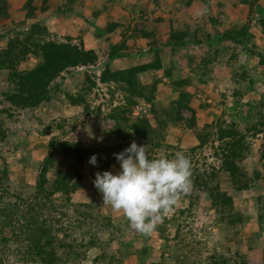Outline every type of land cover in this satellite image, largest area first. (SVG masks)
Returning a JSON list of instances; mask_svg holds the SVG:
<instances>
[{
    "label": "trees",
    "instance_id": "16d2710c",
    "mask_svg": "<svg viewBox=\"0 0 264 264\" xmlns=\"http://www.w3.org/2000/svg\"><path fill=\"white\" fill-rule=\"evenodd\" d=\"M32 1L24 0L21 7L24 18L31 22L27 24L24 21H12L14 30L0 34V81L2 82L0 84V86L2 85L0 91V142L8 136L7 128L4 127L6 119H11L14 114L20 112L45 107L49 101L57 98L58 92L61 93L57 84L54 83L55 80L62 79L63 74L69 75L75 69L84 68L83 81L88 90H91L96 83L104 86L113 84L123 92V99L126 102L125 106L114 108L107 114L112 126L106 132L116 140L115 144L106 143L100 150V153L105 155V160L101 161L98 170L101 172L110 171L111 166H119L113 154L123 151L132 141L138 145L146 144L150 158L158 150H162L170 157L169 150L173 147L167 145L163 138L164 131L168 127H182L192 131L196 144L189 148V154L200 151L208 144L214 145L212 153L213 157L218 160V166L215 167L214 164H205L204 162L201 163L200 172L197 170L193 172L191 190H200L202 198L200 199L196 194L192 196L191 202L184 203L185 197L188 199L190 197L184 196L177 203V210H174L173 216L169 219L165 218L160 223L157 239L163 240L164 244L159 251L157 249L158 253H155L150 246L132 247L130 242L121 244L117 242V247L108 251L104 250L98 235L100 233L107 234L104 241L105 247H108L112 241H117L116 239L124 236L123 233L130 231L129 226L126 228L127 222L117 224L116 227L112 225L110 216L102 217L103 224L94 219L92 217L94 197H92L91 204L75 203L71 200L72 196L79 191L81 182L87 180V177H83L80 168H82L84 160L94 153L96 146L87 147L79 141L72 142L52 136L41 147L44 157L37 166L31 196L25 199L14 196V202L4 200L8 194L4 187L7 180H0V234L4 229L9 231V236L5 239L0 237L2 250L8 249V246L12 245L9 250L15 255L32 257L38 264H79L85 259L86 251L98 244L99 252L91 258L90 264H126L127 262H131L130 264H164L165 255H168L169 259L170 257L176 258V255L171 256L169 253L170 238L166 226L169 222H176L178 214H189L192 206L197 209L200 201H203L202 206L198 208L201 213L211 214L215 225H220L218 227L225 232L226 241L234 242L238 237L236 225L244 224L243 216L235 209L232 196L222 190L215 180L218 174L226 176L231 191L239 194L249 190L251 180L259 178V174L253 171L248 179L237 166L249 150L250 144L247 139L256 137L260 133L264 142V115H257L252 124H249L251 118L246 117L247 124L243 132L239 131L235 124L228 123L226 125L217 118L209 124H203L198 129L195 125L194 111L189 106V95L181 90L188 84V78L173 82L172 86L178 91V99L168 108H164L154 100L156 86L161 78L152 77L148 84H142L139 77L144 73L153 74L161 70H163L162 77H170L172 65L176 66V63L170 62L171 69L169 66L162 68V59L159 57L158 49L163 47H168L172 52L185 49L188 46L193 50L198 46L204 47L206 50L212 48V59H216L217 52L215 51H217L218 45H240L244 50L250 37L249 23H245L238 30L223 29L220 32L214 31L212 34L201 30L203 34L200 36H198L197 30H193L192 33L169 31L167 36L158 37L153 32L143 31L147 18L120 19V21L117 20L118 22H106L100 27L94 22L99 14L96 12L94 17L92 16L93 18L83 19V21L87 28L91 29L93 38L105 45V59L99 63L98 54L93 49L84 48L79 35H77L79 36L77 44L72 43L70 35L63 36L62 41L50 40L44 21L34 20V11L36 9L44 11L47 6H42V4L45 5L46 0H42L39 6H33ZM248 1L252 5L258 2V0H244V3L246 4ZM81 2L66 0L61 7L56 6L55 13L72 12L74 7L78 8L82 4ZM7 4V0H0V17L7 16ZM101 8L102 5L97 6L99 12ZM159 20L156 19L155 22ZM258 22L264 32V17L259 18L257 24ZM211 26L217 27L212 20ZM151 29L155 30V27L152 26ZM128 32L129 34H127ZM113 34L119 38L115 43L110 42V37ZM136 37L146 40L145 49L140 51L139 49L134 50V46H127V38L134 39ZM146 56H149V61L141 63L140 60ZM128 57L130 61L134 60L139 64H132L127 68H117L110 64L116 59ZM27 59H34L35 64L29 69L18 68V65ZM185 60L189 67L188 75H191L193 70L199 68V65L189 54L185 56ZM257 66L264 67V55L258 54ZM87 67L96 68L97 76L94 71L87 72ZM89 73L92 74L89 75ZM244 77L243 75L239 82ZM247 81L249 85H252L254 80L249 78ZM64 95L69 105L82 107L83 112H91L95 116L103 110L102 106L90 110L91 108L89 109L81 93L76 95L65 93ZM234 95L238 98L242 96L237 91L233 93ZM139 103L147 104L148 111L140 112L135 117H129L130 107ZM232 105L231 110H228L234 111L240 106L238 102H233ZM250 105L244 104L246 112L242 114V117L248 116L249 112L255 109L253 105ZM258 106L264 108V104L261 102H258ZM157 107L160 108L157 109ZM183 109L190 112L189 118H184L181 115ZM150 117L157 123L156 126L151 125ZM56 127L60 128V126ZM45 128V135H49L50 129H52L51 124L46 125ZM10 135H14V132ZM109 138L107 137L105 142H108ZM91 141H95L93 136H91ZM63 162L71 163V173L64 171ZM94 168L93 171L91 169L88 171L89 176L96 172ZM50 174L51 178L49 179ZM0 176L6 177L7 171L1 169ZM261 204L263 207L257 215L258 219L264 218V199L261 200ZM71 215L76 218L73 219ZM62 221H65L64 225ZM78 229H83L89 237L85 245L81 241L76 243V239L71 236L73 231ZM258 229H260V223ZM178 231L176 223L173 238L178 237ZM58 232L61 233L60 237L57 236ZM258 237V239L254 237V241L251 239L245 242L246 252L240 253L237 248L234 249L235 258L232 264H250L247 253L258 250L259 244L264 242V238ZM133 242L138 243L137 240ZM227 249L229 250L228 247H225L226 251ZM216 257L220 258V255L210 254L207 264H217ZM236 259L238 260L236 261ZM260 264H264V258Z\"/></svg>",
    "mask_w": 264,
    "mask_h": 264
},
{
    "label": "rangeland",
    "instance_id": "374dc122",
    "mask_svg": "<svg viewBox=\"0 0 264 264\" xmlns=\"http://www.w3.org/2000/svg\"><path fill=\"white\" fill-rule=\"evenodd\" d=\"M41 1L42 0H33L32 5L39 6L40 3H42ZM57 1L58 0H46L44 3L45 5L42 4V6H47L46 9L44 11L36 9L34 11V20H44L45 18L42 17L43 14L47 16V18L56 16V13L51 11L54 10L55 6L59 3L52 7L51 3L55 4ZM176 1L180 2L176 4ZM188 1L189 0H166V4L172 5V8H170L168 12L173 11L175 15L163 18L166 21H158V25L154 23L156 21L155 19L150 18V22L153 24L149 26V29H151L153 25L159 27V29L156 30V32H158L156 34L158 37L167 36L169 31L192 33L193 30H197V34L200 36V34H203L201 30L212 34L214 31L220 32L223 29L238 30L245 23H249L250 37L247 44L244 46V50L242 48L243 46L240 45H218L217 51H215L217 52L216 59H212V48H210L211 50L208 48L206 50L204 47L198 46L193 50L188 46L185 49L172 52L168 47H163L158 49L159 57L162 59V68H164V66H169L171 69L169 65L170 62L176 63V66L175 64L172 65L170 77H162L163 70H161L153 74H141L139 80L142 84H148L152 77L156 79L161 78L156 86L154 100L159 102L162 107L168 108L171 103H174L178 99V91L172 86L173 82H179L188 78V84L181 88V90L189 95V106L194 111L195 125L198 129L203 124H209L217 118L226 125L228 123L235 124L236 128L243 132L247 124V122H245L247 118H251L249 124H252L256 120L257 115H264V108L258 106V102L264 104V67L257 66L258 54L264 55V32L260 28L259 22L257 24L258 19L264 17V0H258L255 5H252L250 1H248L249 4L248 2L245 4L244 0H201L204 3H201V10L199 6L196 7V18H189L186 16V8L182 10V8L189 5L190 2L187 3ZM104 2L109 3L110 1L92 0L91 4L103 6ZM7 3V16L0 17V34L13 29L12 21H24V23L27 24L31 22L24 18V12L21 9L24 0H7ZM111 3H114V0H112ZM53 20L52 23L50 21V23L48 21L46 22L49 27L47 28L49 39L52 41H62L63 36H65L60 35L63 31L62 24L55 23ZM211 20L217 27L213 28L211 26ZM72 27L73 29L68 30V35H72V43L77 44L80 36L84 48L88 49L89 46L95 48L92 40L87 41L84 38L83 31H79L80 29H78L77 26ZM126 44L127 46H134V50L139 49L141 51L146 48V42L140 43L139 41L135 42L130 40L128 42L126 41ZM95 50L98 54V61L100 63L105 59V45L101 44L99 47H96ZM247 50L249 51L248 53L246 52ZM187 54H189L190 57L193 56L195 61H197V65H199V68L193 70L191 75H188L189 67L185 63V56ZM147 61H149V56L140 60L141 63ZM122 62L116 63V65H119L120 68H127L132 64H139L134 60H131L128 64H126L125 61ZM34 64V59H27L21 62L18 68L29 69ZM84 70V68H78L71 71L72 73L70 72L69 75L63 74L62 79L57 78L54 83L57 84L61 93L58 92L56 94L57 98H53L45 107L20 112L14 114L11 119L5 120L4 127L7 128L6 132L8 136L0 142V170L5 169L7 171L6 177L0 176V180H7L4 183V187L8 194L4 200L14 202L15 197L25 199L31 196L37 173V166H39L40 160L44 157L41 147L47 143L49 138L53 136L72 142L79 141L87 147L96 146L93 154L97 155L98 166H92L88 163L89 158L93 154L84 160L82 168L80 169L83 177H87L88 181L83 180L81 182L79 191L72 196L71 200L75 203L91 204L93 201L92 197H94L95 201L92 217L103 224L104 221L102 217L110 216L112 218V225L117 227V224H122V222L126 221L125 218L121 213L114 212L110 207H105L103 205L102 194L99 193L95 187L93 188V181L95 179V173L98 171L101 172L98 170L101 161L105 160V155L100 153V150L104 148L103 146H105L106 143L115 144L114 142L116 140L106 132L112 126L110 120L107 118V114L114 108L125 106L126 102L123 99V92L117 89L113 84L104 86L96 83L91 90H88L83 81ZM86 70L87 72L94 71L95 76L98 74L96 68L87 67ZM91 74L92 73H89V75ZM243 75L245 76L244 79L239 82ZM249 78L254 80L252 85L248 84L247 80ZM0 84H2L1 81ZM1 88L2 85L0 86V91ZM235 91L240 92L242 96H239V98L236 95L233 96ZM65 93L69 95L81 93L82 96H84L85 103L89 106V109L91 108L90 110H93L97 106H102L103 110L100 114L95 116L91 112H83L82 107L68 104L64 95ZM233 102H238L240 106L238 109L230 111ZM244 104H251L255 109L251 110L248 116L242 117V114L246 112ZM158 108L160 107H157V109ZM148 109L149 107L147 104L139 103L130 107L128 116L135 117L140 112H147ZM181 115L184 118H189L191 116L190 112L185 109L181 110ZM149 121L152 126L157 125L151 117ZM48 124H51L52 129H50L49 135H45V126ZM56 126H60V128L57 129ZM13 132L14 135H10ZM91 136L94 137L95 141H91ZM248 136L250 137V135ZM107 137L110 138L108 142H105ZM163 138L167 145L173 147V149L169 150L171 154L170 157L177 151H183L190 157L193 165L192 172L195 170L200 172L201 163L204 162L205 164H214L215 167L218 166V160L213 157L212 153L215 147L214 145L210 146V144H208L200 151L189 154V148L196 144L191 130L182 127H168V129L164 131ZM247 140L250 144L249 150L245 153L237 167L242 173L244 172L246 174L248 179L251 177L253 171L259 174V178L256 180H249V190L239 194H235L231 191L226 176L218 174L215 180L222 190H225L232 196L235 209L243 216L244 224L242 226L239 224L236 225L238 230V237L236 240L230 243L226 241L225 232L218 227L220 225H215L211 214L207 213L205 215L198 209L203 204V201H200L197 209H194L195 207L192 206L189 214H178V217L175 219L176 222H169L166 226L170 238L169 253L171 256L176 255V258L170 257L169 259L168 255H165L166 259L164 260V264H192V262H194V264H207L208 257L213 253L220 255V258L216 257L215 261L217 264H232L235 258V248H237L240 253L246 252L245 242L254 237L258 239V236L264 238V218H257L258 213L263 207L261 200L264 199V142L262 141L260 133L257 134L256 137H250ZM161 153H163V151L158 150L154 156H158ZM62 166L64 171L71 173V163L63 162ZM93 167H95L94 171L96 172L89 176L88 171L90 169L93 171ZM110 171L115 174V172L119 171V166H111ZM51 174L49 179L51 178ZM196 194L200 199L202 198V192L200 190L192 189L186 195L190 196L189 199L185 197L184 203L187 201L191 202L192 196ZM176 208L177 206H175L174 210ZM174 210L165 218H171L174 214ZM71 217L73 219L76 218L74 215H71ZM64 222L65 221H62L63 225ZM176 223L179 230L178 237L173 238ZM259 223L260 229H258ZM159 225L150 236H144L131 229L127 223L126 228L129 226L130 231L123 233V237L116 239L117 241H112L108 247H105L104 240L107 238V234L100 233L101 235H98L99 242L104 247V250L108 251L116 248L117 242H120L119 244L122 242H130L129 244H131L132 247L138 246L139 248L141 245L150 246L154 249L155 253H158L164 244L163 240L157 239ZM7 236H9V231L4 229L0 237L5 239ZM57 236L60 237L61 233L58 232ZM71 236L76 239V243L81 241L84 245L89 238L88 235L84 233L83 229L74 230ZM134 240H137L138 243L133 242ZM97 245L86 251L85 259L79 264H90L91 258L99 252V246ZM225 247H228L229 250L227 249L226 251ZM9 248H12V245H9L8 249L3 250L0 247V264H38L34 258L17 256L10 251ZM263 254L264 242L259 244L258 250L248 253V263L260 264L261 260L264 258ZM237 260L238 259H236V261ZM130 263L131 262H127L126 264Z\"/></svg>",
    "mask_w": 264,
    "mask_h": 264
},
{
    "label": "clouds",
    "instance_id": "9594fccd",
    "mask_svg": "<svg viewBox=\"0 0 264 264\" xmlns=\"http://www.w3.org/2000/svg\"><path fill=\"white\" fill-rule=\"evenodd\" d=\"M119 171L96 172L94 187L105 207L123 215L134 231L150 236L192 187V162L183 151L173 156L161 153L149 157L146 144L132 141L113 154ZM88 163L98 166L97 155Z\"/></svg>",
    "mask_w": 264,
    "mask_h": 264
},
{
    "label": "crops",
    "instance_id": "0c3cea01",
    "mask_svg": "<svg viewBox=\"0 0 264 264\" xmlns=\"http://www.w3.org/2000/svg\"><path fill=\"white\" fill-rule=\"evenodd\" d=\"M65 1L66 0H58L55 4L51 3V7L55 6L58 3L59 4L57 6L61 7L65 3ZM77 1H82L81 3L83 5L80 4L78 8L74 7L73 11L69 13H61V14L56 13V16L52 17L54 20L52 18H47V16L43 14L42 17L45 18L43 20L44 25L47 28H49L46 22L50 21L52 23V20L55 21V23L62 24L63 31L61 32L60 35H65V36L68 35L69 29H73L72 26H77L78 29H80L79 31H83L84 38L87 41L92 40L94 42L93 45L95 46V48H93V46L88 47V49H93L94 51H96L95 50L96 47H99L101 45L100 44L101 42L93 38L91 29L87 28L83 19L88 20L89 18H93L94 13L96 12H98L99 14L97 15L94 22L96 25L100 27L106 22H110V21L118 22L120 21V19H129V18H144L145 19L147 18L146 27H144L143 31L147 33L153 32V34L158 33L156 32V30L159 29V27H156L153 25V27H155V30L149 29V26L153 24V23L151 24L150 18L155 19V20L157 18H160L159 21L165 22L166 20L163 18H166L167 16L171 17L172 15L173 16L175 15L173 11L168 12V10L172 8L171 7L172 5L166 4L165 3L166 0H114V3H111L112 0H109L110 1L109 3L104 2L100 12L98 11L96 4L94 5L91 4L92 0H77ZM105 1H108V0H105ZM171 1H174V0H171ZM179 2L180 1H176L175 3L177 4ZM201 3H204V2L201 0H191L189 5L182 8V10L186 8V13H187L186 16H188L189 18H196V7L199 6L201 10V7H202ZM55 11H56V6H55V9L52 10L51 12H55ZM154 23L158 25L159 22H154ZM127 34H129V32ZM117 40H119V38L116 34L111 35L110 37L111 43H115ZM130 40L135 41V42L139 41L140 43L146 42V40L141 37H136L134 39L127 38L126 41L128 42ZM96 43H97V46H96ZM122 61H125L126 64L131 62L128 57L125 59H116L114 61H111L110 64H112V66L114 67L120 68V66L116 65V63H119Z\"/></svg>",
    "mask_w": 264,
    "mask_h": 264
}]
</instances>
